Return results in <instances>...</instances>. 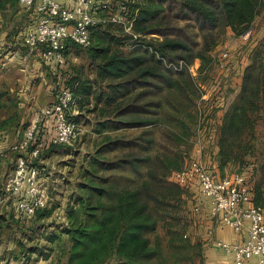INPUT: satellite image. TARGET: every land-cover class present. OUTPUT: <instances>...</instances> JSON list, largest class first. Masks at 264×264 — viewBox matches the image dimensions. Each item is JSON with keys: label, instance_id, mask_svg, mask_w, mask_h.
Wrapping results in <instances>:
<instances>
[{"label": "trees", "instance_id": "1", "mask_svg": "<svg viewBox=\"0 0 264 264\" xmlns=\"http://www.w3.org/2000/svg\"><path fill=\"white\" fill-rule=\"evenodd\" d=\"M117 1L137 38L118 24L95 25L87 48L68 44L65 51L66 61L73 50L87 64L58 69L74 96L72 120L91 126L94 153L83 169L80 193L68 203L65 222L58 221L60 231L50 241L66 236L69 245L60 247L66 264H191L187 188L174 174L189 160L199 127L203 138L211 137L220 173L236 165L252 183L253 203L264 205V162L253 172L246 160L264 109V35L250 51L239 94L219 124L211 125L218 104L204 111L199 123L203 99L197 82L225 29L238 36L246 32L264 0ZM19 8L18 0H0L2 18L12 21ZM19 17L25 19L23 13ZM181 20H192L198 41L179 33L173 24ZM195 60L200 61L197 78L189 69ZM58 146L66 145H48L35 166L44 150ZM46 210L33 217L44 218Z\"/></svg>", "mask_w": 264, "mask_h": 264}, {"label": "rangeland", "instance_id": "2", "mask_svg": "<svg viewBox=\"0 0 264 264\" xmlns=\"http://www.w3.org/2000/svg\"><path fill=\"white\" fill-rule=\"evenodd\" d=\"M108 10H110L112 13L119 12L120 9L118 1L112 0ZM24 23V26H27L26 28L33 26V17L32 19L29 17ZM175 23L173 25H175V28L179 31V33H183L186 37L191 36L194 41H198L199 37L196 35L197 30L193 26L194 24L192 20H181ZM251 28L252 32L249 37L243 39L241 37L242 34L238 36L229 27H227L221 42L211 52V64L202 68V73L197 79V82L200 84V93L203 97V100L199 101V106L204 107V111L207 112L214 108L212 107L214 104L221 106L220 108L212 111V126L219 124L223 114L239 94L241 84L238 83L240 81L239 74L242 73L244 67L249 63L248 58L250 51L260 45L264 35V9L254 18ZM153 37H150L149 39H153ZM17 51L18 57L11 61V63L14 64L17 73L16 78L18 79V82L16 85L21 84L24 80V73L21 72L20 69L26 68V71L28 72L27 80L23 83L30 84L31 91L29 96L33 97L31 98V102L33 104H38L42 99H44L42 100V104H52L53 102H49V100H52L54 96H52V98L46 93L49 87L53 89V74H50V72L46 69L47 67L44 65V62L39 59L37 55H35V51H31V57L30 59L27 57L26 61L24 60V50L18 49ZM225 52L227 53V56L222 57V54ZM4 53H6L5 50ZM83 64H87V59L80 56H72L67 59L66 63L63 65L64 67L60 69L61 71H70L72 67L77 68ZM8 65V62H6V64L2 66L5 68L3 70L0 69V81L3 83H7L6 81L8 80V73H4L6 68H8ZM199 65L200 61L198 60H195L192 64V76L196 77ZM42 67L48 75L46 78L43 75L45 81H47L46 84H40V79L42 76H38ZM29 73L31 75L30 77H28ZM7 90L8 89H6L3 84H0V121L3 117H7V115L11 113V111L8 109L9 107H7L8 103L13 104L16 102L14 103L16 107L12 106L11 110L12 112L18 110V102H13V100H9L11 98H6L8 93ZM12 99L16 100V97ZM34 108L35 106H33V109ZM21 110L22 111L16 112V119L23 115V107H21ZM31 116L34 118V120L38 118L37 125L39 123V117H36V111L34 109L31 112L29 119L26 121V131L30 126ZM43 119L44 120H42V123L46 122V127L44 128L43 126L45 130H40L38 134L42 133V137L45 139L48 138L46 142L49 143L48 141H50L54 134L53 118L43 116ZM77 125L79 127V135L71 143V145L58 146L54 151L44 150L40 157V162L36 164L37 168L40 170L39 184L44 188L48 196L46 210L48 211V214L44 218L38 220L33 216L23 217L19 214L18 216L17 212H15V206L13 202H8L9 200L4 202L5 199H3L4 193L2 185H4V181L8 172H4L6 167L5 165L1 168L0 264H66V258L64 257V254H61L62 249L60 248L62 245H65V247L69 245L66 236H62L60 239L57 238L54 241H50V236L54 235L53 233L56 231H60V223L58 222L60 220L57 217L58 215L64 217V210L68 207V203H72L74 197L80 193L79 185L83 181V169L87 167L86 162L89 156L93 155L94 153L91 126L84 125L83 122ZM38 134L36 131V136H38ZM204 138V153L206 154L207 158L206 160L203 158V161L208 169L213 171L211 166L212 158L208 157L207 152L208 150L216 148L212 141H210V136L207 139L206 135H204ZM11 142L13 141H8V144ZM192 143L193 144L191 150L189 151V156L194 155L196 152L195 139ZM12 155L13 154L9 150H6L4 159L8 157L10 158ZM246 160L251 165H253V172H255L262 162H264V109H262L257 115L254 138L252 140V151L250 155L246 157ZM216 165L217 166L215 167H218L217 161ZM237 172L238 169L236 168V165L233 166L232 164L226 166L224 174H232ZM213 173L216 175V172ZM250 185L252 187L251 181ZM184 187L187 188L185 192L186 194L184 196V214L189 226L193 227L194 225L196 226L198 224V221H201L200 218L205 214V212L203 211L198 213L193 210L194 206L196 205L201 207L197 202L198 196L196 192H198V189L195 187V185L192 184L190 186ZM262 208L264 210V205ZM158 232L161 234L162 230L159 228ZM190 232V228L187 227L186 235L190 238V241L193 245V250L191 253L192 263H195L198 262L200 258L204 259V249L200 237H197L196 235L191 236ZM46 253H48V255H46ZM103 264H107V262ZM182 264H188V262H182ZM204 264H206L205 259Z\"/></svg>", "mask_w": 264, "mask_h": 264}, {"label": "built area", "instance_id": "3", "mask_svg": "<svg viewBox=\"0 0 264 264\" xmlns=\"http://www.w3.org/2000/svg\"><path fill=\"white\" fill-rule=\"evenodd\" d=\"M111 3L112 0H18L20 9L34 19L33 26L25 29L23 45L29 52L39 51L41 60L56 70L66 63L68 44L82 48L90 45V29L95 25L118 24L136 39L137 35L131 29L132 21L120 12L99 15L97 11L108 10ZM251 32L252 28L241 37L246 39ZM226 56V52L222 54V57ZM53 88L52 105L41 111L42 115L53 118L54 134L49 143L69 145L79 135V127L72 120L77 113L73 107L74 96L61 78L54 81ZM198 111L200 123L204 108L199 106ZM37 121L34 120L23 137L7 148L22 155L16 157L14 170L4 182L3 199L14 198L16 210L23 217L33 216L37 210L47 207L48 202V196L38 182V168L34 164L45 147V143L36 139ZM195 144V154L174 174L175 180L183 186L195 185L200 197L208 201L211 216L221 215L222 222L235 232H246L241 242H214L232 258L234 264H243L252 258L256 259V264H264V210L252 201L250 180L241 173L216 177L208 169L203 161L204 138L200 127ZM5 151L0 149V163ZM23 153L29 156L25 157ZM193 210L198 212L200 207L196 205ZM57 218L65 222V217L58 215Z\"/></svg>", "mask_w": 264, "mask_h": 264}, {"label": "crops", "instance_id": "4", "mask_svg": "<svg viewBox=\"0 0 264 264\" xmlns=\"http://www.w3.org/2000/svg\"><path fill=\"white\" fill-rule=\"evenodd\" d=\"M19 7V5H18ZM19 11L17 13V15L13 16L12 21H10V19L7 18H2V16L0 15V69H4L5 67H2L6 64V62H8V68H6V70L4 71V73H8V80L6 81L7 83H3L0 81V84H3L7 90V95L6 98L9 100H13L18 102V110H15L14 112H12L11 108L16 107V105L14 103H8L7 107H9L8 109L11 111V113H9L7 115V117H3L0 121V149L2 150H7V148L13 144L14 142H16L17 140H19L20 138L23 137L26 128H27V120L29 119L31 112L35 109L36 111V117H39V123H38V130H37V134L39 133V131H44L45 127H46V122L42 123L43 116L42 115V110L50 107L52 104L48 105H44L42 104V99L40 101V103H32L31 102V98L29 96V93L31 91V87L30 84H25L23 82H25L27 80V71L26 68H21L20 71L24 73V80L22 81L21 84L16 85L18 82L17 77V73H16V69L14 64L11 63L12 60H14L18 54V49H23L24 50V60L26 61V58L28 57V59H30L31 57V52L28 51V49L23 45V34L25 32L26 27L24 26L26 22V19H28L29 17L32 19V15L29 13H25L23 12L20 8ZM23 13V16L25 17V19L22 21L20 14ZM23 26V30L22 31H18L17 29ZM25 27V28H24ZM4 50L6 51V53H4ZM35 55L38 56L39 59L40 55H39V51L35 50ZM2 54V55H1ZM76 57V53L71 50L70 54H69V58L70 57ZM21 57V55H20ZM68 59V58H67ZM73 59V58H72ZM33 62V60H32ZM12 64V67H11ZM44 65L47 67L46 69L50 72V74H53L56 76V78H61L63 80L64 77H61V75L59 74L58 69H62L64 66L56 69V70H52L47 64L44 63ZM41 66V64H40ZM57 72V73H56ZM43 75L46 77H48V75L46 74L45 70L43 69V67L41 68V70L39 71V77L42 76V82L40 79V84H46L47 81H45V78L43 77ZM6 76V75H5ZM30 73L28 74V77H30ZM54 76V77H55ZM54 79V78H53ZM239 82L241 83V74H239ZM239 85V84H238ZM17 90V91H14ZM50 90V92H49ZM50 97L54 96V88H48L47 93ZM16 97V100L12 99ZM53 98V97H52ZM54 99V98H53ZM49 100V102H53L54 100ZM33 106H35V108L33 109ZM21 107H23V115H21L20 117H18L16 119V115H17V111H22ZM8 111V110H7ZM22 117V118H21ZM45 117V116H44ZM21 118V121H20ZM38 119V118H37ZM31 123L30 126L32 124V122L34 121V118H32L31 116ZM29 126V127H30ZM44 126V128H43ZM36 138L38 140H41L43 143H45V147L43 149H45L48 145H50V143H47L44 137H42V133L38 134V136H36ZM8 141H13L11 143L8 144ZM49 142V141H48ZM13 155L9 158L6 159H2L1 163H0V171L1 168L5 167L4 172H8V174L6 175V178L12 174L13 170H14V166H15V159L16 157L22 155V153H18V152H11ZM208 157L212 158V172H216V177L217 176H221L222 174L220 173V170L216 165V160H215V156H216V149H212V150H208ZM24 154V153H23ZM212 154V155H211ZM25 157H28L29 154L25 153L24 154ZM203 158L206 160V154L203 152ZM40 158L37 160V163L40 162ZM226 170V167L224 168V172ZM4 174V173H3ZM39 174H40V170L38 169V182H39ZM5 178V180H6ZM5 182V181H4ZM3 187V185H2ZM1 187V188H2ZM1 190V189H0ZM197 193L198 196V203L200 204V210L199 212H205L204 215H202V217L200 218L201 221H198V224L193 227H190V235H196L197 237L199 236L201 241H202V246L204 249V259H205V263L206 264H234L232 261V258L227 255L222 249H220L219 247H217L214 242L216 240H223L226 242H241L244 240V238L246 237V232L242 231V232H235L231 227H229L228 225L224 224L221 220V215H216V216H211L209 214V205H208V201L202 197H200L199 193ZM9 200V201H8ZM3 201V200H2ZM13 202L14 206L16 203V200L14 198H10L5 200L4 202ZM15 212H17L16 210V206H15ZM19 213L17 212V215ZM19 216V215H18ZM32 217V216H31ZM19 218V217H18ZM243 264H256V259L252 258L249 259L247 261H245Z\"/></svg>", "mask_w": 264, "mask_h": 264}]
</instances>
